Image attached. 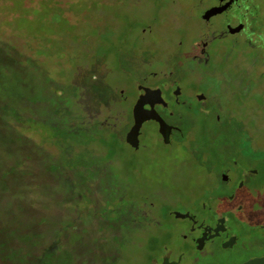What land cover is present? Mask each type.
I'll return each instance as SVG.
<instances>
[{
    "label": "rangeland",
    "instance_id": "1",
    "mask_svg": "<svg viewBox=\"0 0 264 264\" xmlns=\"http://www.w3.org/2000/svg\"><path fill=\"white\" fill-rule=\"evenodd\" d=\"M176 21L172 0H0V264H201L169 262L166 253L188 228L170 212L195 210L199 193L218 181L221 160L208 152L204 120L172 146L159 141L151 122L142 126L137 150L125 143L134 83L153 70H134L131 61H149L154 52L175 59L167 46ZM155 22L148 41H140V30ZM252 51L236 47L227 67L258 65ZM255 69L246 80L231 72V93L221 95L252 135L250 158L229 154L241 165L264 163V94L254 88L264 78L256 79ZM90 78L93 89L84 93ZM241 79L253 87L245 100ZM61 103L69 119L88 121L79 135L85 155L75 129L66 135L56 128L68 127L56 115ZM244 132L235 141L248 150ZM258 194L264 216V189ZM116 202L118 220L105 210Z\"/></svg>",
    "mask_w": 264,
    "mask_h": 264
},
{
    "label": "flooded vegetation",
    "instance_id": "2",
    "mask_svg": "<svg viewBox=\"0 0 264 264\" xmlns=\"http://www.w3.org/2000/svg\"><path fill=\"white\" fill-rule=\"evenodd\" d=\"M172 3L178 21L170 26V31L175 27L176 35L167 49L176 58H159L154 52L149 61H131L134 70L141 65L153 68L134 83L133 105L144 94V88L160 92L162 102L155 103L152 109L171 127L168 144L163 143L158 133L164 146H172L176 136L182 139L187 134H196L197 121L204 120L201 130L211 136L208 152L221 163L217 183L199 193L196 209L185 210L186 218H176L185 219L188 228L179 233L183 242L166 253L167 260L197 258L203 260L201 264H243L264 257V216L260 214L262 206L258 199V193L264 189V163L241 165L231 159L229 154L236 151L252 156L246 137L252 135L236 122L240 120L230 114L229 102L221 95L231 93L227 86L228 79L234 80L231 72L246 80L255 67L256 79L264 78V0H172ZM157 24L142 28L138 34L140 41H148ZM238 46L259 54V64L236 61L227 67L230 53ZM237 85L245 100L253 87L249 88L242 79ZM254 88L264 94V80ZM120 95L122 98L124 94ZM144 109L151 107L145 105ZM148 122L158 132V123ZM243 130L246 137L243 145L248 150H241L235 141V137L243 136ZM259 132L264 140V130ZM170 213L174 216V211ZM144 215L149 220L148 214Z\"/></svg>",
    "mask_w": 264,
    "mask_h": 264
},
{
    "label": "water",
    "instance_id": "3",
    "mask_svg": "<svg viewBox=\"0 0 264 264\" xmlns=\"http://www.w3.org/2000/svg\"><path fill=\"white\" fill-rule=\"evenodd\" d=\"M143 90L144 94L139 97L131 109L132 125L125 134V143L135 150L139 147L140 130L145 122L156 121L158 123V133L163 139L164 144L169 143V137L171 133V127L168 126L152 109L155 103L162 102L160 92L158 90H150L148 88H144ZM153 99H156L157 101L155 102ZM145 105H149L151 109H144ZM173 214L175 218L188 217V214H181L179 212H174ZM243 264H264V257L253 258Z\"/></svg>",
    "mask_w": 264,
    "mask_h": 264
},
{
    "label": "trees",
    "instance_id": "4",
    "mask_svg": "<svg viewBox=\"0 0 264 264\" xmlns=\"http://www.w3.org/2000/svg\"><path fill=\"white\" fill-rule=\"evenodd\" d=\"M90 81H89V85H86V87H84V88L81 87V89L84 90L83 91L84 93H88V92L90 93V91L93 89V86H92L93 85V79L90 78ZM61 106L62 107H60V108L57 109L56 115H57V117L60 116L59 119L62 120L63 123L66 124L68 127H64L63 128V127L57 126L56 128H58V131H60L62 133H65L66 135H68L71 131H73L75 129V132H77L76 133V135H77V137H76L77 143H81V144H77L78 145L77 147L79 149V152L78 153H79L80 156H82L81 154L85 155L86 154L85 145H86L87 142L85 143L84 136H79V135L80 134H84L85 135V133L87 131V128H85L83 126V124L84 123H88V121L86 119H84V118H80V119H78L77 122H74L73 120H71V119L68 118V116H70V114H68V112L66 111V108L64 107V104L63 103H61ZM93 117L96 119V127L97 126L100 127V124L97 125V122H98V119L97 118L98 117H96V116H93ZM71 123L73 124V126H72ZM104 123H101V124L103 125ZM96 127H94L95 129L93 130L95 132L97 130H100V129H96ZM68 144H69L68 147L71 148L72 144L70 142H68ZM70 152H72V151H70ZM107 206L108 207H106L105 210L108 211V212H111L112 214L117 213V215H116V217L114 219L115 220L120 219L121 206L118 204V202H116L112 206H109V205H107Z\"/></svg>",
    "mask_w": 264,
    "mask_h": 264
}]
</instances>
